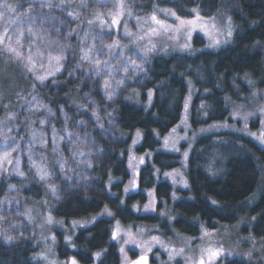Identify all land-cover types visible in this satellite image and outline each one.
I'll use <instances>...</instances> for the list:
<instances>
[{"label": "rangeland", "instance_id": "obj_1", "mask_svg": "<svg viewBox=\"0 0 264 264\" xmlns=\"http://www.w3.org/2000/svg\"><path fill=\"white\" fill-rule=\"evenodd\" d=\"M5 2L17 8L20 20L16 24L10 23L17 15L11 12L0 19V33L7 29L4 42L0 43V157L6 151L10 153L7 159H0V242L6 245L23 240L28 242L34 248L32 260L41 264H72L73 259L77 264H83L73 255L59 257L57 246L60 238L68 248L75 249L76 232L104 217L112 221L111 237L118 245L121 264H129L133 259L131 252L138 256L150 255L151 264H197L201 249L209 246L224 251L211 262L204 253L205 264H224L232 258L247 264H264V244L251 230L254 217L241 216L234 224L218 223L216 228L201 224L197 237L173 229L169 238L162 236L157 226L122 224L107 205L99 213L83 219L67 221L55 213L56 203L65 192L76 191L85 195L100 189L95 183L99 182L97 169L108 152L114 151L117 142L123 138L131 137L125 149L130 177L123 187L122 203L127 195L139 189L140 169L151 163L154 152L137 151L143 139L142 130L123 132L119 128L115 113L117 101L123 98L143 109L151 107L154 91L146 89L145 83L150 77L149 65L157 56L169 57L176 53L192 55L203 49L215 51L230 45L237 33L232 16L233 0H222L218 12L210 17L202 16L197 9L192 16L181 17L170 8L156 5L147 11L145 2L138 0H122V14L121 0H0V4ZM153 13L166 24L174 26L179 25L176 17L191 20L199 13L201 19L189 39L188 26L179 32L160 29L150 19ZM229 17L230 37L227 36ZM114 18L119 21L118 24L112 23ZM29 27L32 32L28 31ZM153 28L158 29L156 34L150 32ZM20 30L23 36H20ZM197 35L205 40L201 47L194 43ZM213 37L221 40L219 46H211ZM17 39L20 45L16 44ZM8 43L17 47L23 58L9 52ZM185 43L191 45L190 49H182ZM153 45L154 50H150ZM261 48L264 50V43ZM85 52L89 55L87 60L82 59ZM29 55L35 64L32 71L25 66ZM55 56H62L59 62L61 70L40 82L36 79L37 75L48 71L49 58ZM96 59L101 62L98 66L93 63ZM51 65L54 69L56 61L52 60ZM239 79L249 86V93L241 95L239 100L225 96L228 118L205 123L209 111L207 103L202 101L198 103L196 119L203 123L194 126L192 110L198 89L191 78H185L187 93L179 122L163 136L155 132L159 141L157 151L179 156L176 168L163 172L155 168L156 180L167 181L172 187L170 210L165 204L158 208V199L154 188H151L145 190L147 201L144 204L132 205L134 212L157 214L174 221L176 213L172 204L181 198L178 190L189 189V157L196 141L204 135H241L264 149V144L250 134L264 131V112L261 111L264 109V87H259L249 76ZM105 81L108 87H105ZM46 88H52V92L44 96L39 89ZM234 88L237 91V86ZM95 92H98L100 101ZM55 100L61 102L54 106ZM236 111L252 113L247 130H242L243 119L233 115ZM173 129L176 131L173 132ZM185 134L186 138L181 139ZM165 138L168 139L167 146ZM222 141L220 137H215V143L222 148L215 153L208 169L212 177L221 174L226 159L235 152L228 147V142ZM260 166L264 185V165ZM21 172L23 175H20ZM42 172L47 173L43 179ZM114 182L116 180L112 176L105 182L110 195H115L111 191ZM34 185L40 186L42 191L39 198L24 193ZM49 185L55 186V192ZM258 193L259 188L247 199L249 205ZM49 217L51 223L48 222ZM7 236L13 239L9 242ZM152 237H157L159 243ZM173 248L177 252L183 248L184 252L174 254L171 252ZM99 256L95 254L94 264Z\"/></svg>", "mask_w": 264, "mask_h": 264}, {"label": "trees", "instance_id": "obj_2", "mask_svg": "<svg viewBox=\"0 0 264 264\" xmlns=\"http://www.w3.org/2000/svg\"><path fill=\"white\" fill-rule=\"evenodd\" d=\"M138 1L145 2L147 11L156 5L170 8L181 17L192 16L195 9L204 17L214 16L222 5V0ZM233 7L232 16L237 33L230 45L215 51L203 49L192 55L176 53L169 57L157 56L149 65L150 77L145 83L146 89L154 91L151 107L143 109L123 98L117 101L115 113L119 128L123 132L142 130L143 139L137 151L154 152L151 163H146L140 169L139 189L127 195L122 203L123 187L130 177L125 149L131 137L123 138L117 142L114 151L108 152L97 169L99 182L95 183H98L100 189L96 188L85 195L76 191L65 192L56 203L55 213L58 216L67 221L83 219L99 213L107 205L122 224L157 226L158 232L169 238L173 235V229L197 237L201 224L216 228L218 223L234 224L241 216H248L255 218L252 233L264 244V185L260 166L264 165V149L241 135L209 134L196 141L188 163L189 189L178 190L181 198L172 204V210L176 213L174 221L170 222L167 217L157 214L136 213L132 209L133 204H144L147 201L145 190L151 188H154L159 209L164 204L168 209L171 205L172 187L167 181L156 180L155 170L163 172L176 168L179 156L157 151L159 141L155 132L163 136L179 122L187 93L185 78H191L198 89L192 110L194 126L203 123L196 119L198 103L202 101L207 103L209 111L205 123L228 118L225 96L230 95L239 100L241 95L249 93V86L239 77L249 76L259 87H264V50L261 48L264 43V0H233ZM194 43L201 47L205 40L197 35ZM234 86H237V91ZM39 91L47 96L52 88ZM55 101L54 106L61 102ZM215 137L228 142V147L235 152L226 159L221 174L212 177L208 169L211 168L213 156L222 148L215 143ZM257 162H260L259 165ZM111 176L116 180L111 186L115 195L107 193L105 186ZM258 188V197L249 205L247 199ZM24 193L39 198L42 191L40 186L34 185ZM111 223V220L103 217L89 227L79 229L74 236L75 249L68 248L60 238L57 246L59 257L69 258L73 255L83 264H94L95 254L101 253L96 264H121L118 245L111 237ZM33 252V246L24 240L10 245L0 242V264H41L32 260ZM137 256L131 252L133 259ZM224 264L247 263L232 258Z\"/></svg>", "mask_w": 264, "mask_h": 264}, {"label": "snow or ice", "instance_id": "obj_3", "mask_svg": "<svg viewBox=\"0 0 264 264\" xmlns=\"http://www.w3.org/2000/svg\"><path fill=\"white\" fill-rule=\"evenodd\" d=\"M62 2H63V0H62ZM120 9H121V14H122L123 13L122 0H121V3H120ZM161 11H166V10H161ZM8 12L17 13V8L14 7L12 4H9V3H6V2L3 3V4H0V19H3L5 17V15H6V13H8ZM170 14L175 16L174 12H171ZM69 15H72V13H69ZM150 19H151V21L154 24L158 25L160 29L171 30L173 32H179L182 28H185V26H188V28L186 30L188 31V35H189V39H190L191 31L196 28L197 21H199L201 18L199 16V13H197L196 17L194 19H191V20H183L180 17H176V19L179 20V25H176V26L166 24V22L164 20L158 19L155 13H153L151 15ZM228 19H229V25H228L227 36L230 37L232 35L231 18L229 17ZM18 20H20V16L17 13L15 18L10 20V23L16 24ZM20 22L23 23V21H20ZM89 23H92V21H89ZM112 23L113 24H118L119 21L114 18L112 20ZM28 31L32 32L31 27L28 28ZM157 31H158V29H156V28H153V29L150 30V32L152 34H156ZM6 33H7V29H5L4 33H0V43L4 42ZM19 34H20V36H23V31L20 30ZM142 38L143 37H141V39ZM8 39L11 40V37H9ZM224 42L226 43L227 41L225 40ZM220 43H221V40L219 38L213 37L211 46L217 47V46L220 45ZM16 44L20 45V40L19 39L16 40ZM6 47H7V50L9 52L13 53L17 58H23V54L18 50L17 47H13L11 43H8L6 45ZM109 47H112V46L109 45ZM181 47H182V49L187 50V49H190L191 45L189 43H185ZM154 48H155V45H153L152 49H150V50H154ZM61 59H62V56L50 57L49 58V69H48V71H46L42 75H37L36 79L39 80L40 82H43L45 79H47L48 76H54L56 72H59L61 70L62 65H60V63H59ZM82 59H84V60L89 59L88 52L84 53V56L82 57ZM52 60L56 61V66H55L54 69L52 68V65H51ZM27 61H28V63L25 66L28 68L29 71H32L35 68V64L32 61L31 55H29L27 57ZM93 63L98 66L101 62H100L99 59H96V60L93 61ZM137 67H139V65ZM104 83H105V87L109 86L107 81H105ZM109 99H111V94H109ZM150 101H151V93H149V103H150ZM201 107H203V105ZM185 110H187V104L185 105ZM261 111L264 112V109H261ZM233 115H236L237 117H240V118L243 119L244 128L242 130H247L248 129V123H247L248 122V118H249V116L252 115V113H243L242 114L239 111H236V112L233 113ZM175 131H176V129H173V132H175ZM202 131H203V129H202ZM250 134L253 135V136H256L257 139L262 144H264V131H261L259 134H257V133H250ZM137 135L139 136V132L137 133ZM180 138L181 139L186 138V134H185V137H180ZM167 145H168V139L165 138V146H167ZM173 147H175V143H173ZM14 150L15 149H13V151ZM9 155H10V153L6 151V152H4L3 157H0V159H7L9 157ZM184 155H185V157H187V152H185ZM140 162L143 163V158H141ZM20 175H23V173L21 172ZM46 175H47L46 172H42L41 179L45 178ZM49 187L52 189L53 192H55V186L54 185H49ZM125 192H127V189H125ZM213 203H215V201H213ZM147 207L148 206L146 205L145 208L147 209ZM109 215H111L110 212H109ZM48 222L49 223L52 222L51 217L48 218ZM115 235H116V233H114V236ZM6 239L10 242L13 239V237L7 236ZM152 240L156 241L157 243H159V240H158L157 237H152ZM150 250L151 249H149V251ZM121 251H123V249H121ZM223 251L224 250L222 248H212L211 246H209L208 248H202L201 249V257L197 261V264H205L204 253H207L208 261L211 262L212 260L218 259L221 255H223ZM171 252L174 253V254H178L179 255V254H183L184 249L181 248L177 252V250L175 248H173V249H171ZM96 255L98 257L100 255V253H97ZM170 258H171V255H170ZM72 264H77L75 259L72 260ZM134 264H147V258L142 256V257H140V259L138 261H135Z\"/></svg>", "mask_w": 264, "mask_h": 264}, {"label": "water", "instance_id": "obj_4", "mask_svg": "<svg viewBox=\"0 0 264 264\" xmlns=\"http://www.w3.org/2000/svg\"><path fill=\"white\" fill-rule=\"evenodd\" d=\"M146 257L147 258V264H150L151 261H150V255L148 254H144V255H140V256H137L136 258H134L129 264H134L135 261H138L140 259V257Z\"/></svg>", "mask_w": 264, "mask_h": 264}, {"label": "flooded vegetation", "instance_id": "obj_5", "mask_svg": "<svg viewBox=\"0 0 264 264\" xmlns=\"http://www.w3.org/2000/svg\"><path fill=\"white\" fill-rule=\"evenodd\" d=\"M132 260H133V259H132ZM150 261H151V263H152V258H151V256H150ZM151 263H150V264H151Z\"/></svg>", "mask_w": 264, "mask_h": 264}]
</instances>
